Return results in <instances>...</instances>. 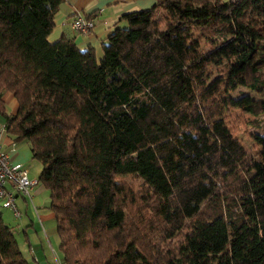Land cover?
<instances>
[{
    "label": "trees",
    "instance_id": "trees-1",
    "mask_svg": "<svg viewBox=\"0 0 264 264\" xmlns=\"http://www.w3.org/2000/svg\"><path fill=\"white\" fill-rule=\"evenodd\" d=\"M61 2L0 0V115L40 165L63 264H264L263 150L236 136L264 112V0H155L99 58L47 40ZM0 264H26L1 212Z\"/></svg>",
    "mask_w": 264,
    "mask_h": 264
},
{
    "label": "crops",
    "instance_id": "crops-1",
    "mask_svg": "<svg viewBox=\"0 0 264 264\" xmlns=\"http://www.w3.org/2000/svg\"><path fill=\"white\" fill-rule=\"evenodd\" d=\"M154 2L155 0H62L53 15L47 40L51 42L62 35L69 37L78 48L91 47L95 57L99 58L101 42L112 27L125 25L120 16L130 11L149 8ZM75 13L92 18L93 27L88 33L83 34L71 29L70 21ZM1 99L5 112L14 114L16 102L12 94L3 90ZM4 123V118L0 115V151L8 154L12 161L20 163L30 173L29 166L33 159L28 143L25 140L17 141L10 136L5 131ZM39 171L40 165L36 163L31 176L37 179ZM38 183L37 181L29 189L28 201L15 195L14 203L19 217H14L7 208H1V217L5 224L13 227L14 238L26 264H63L57 248L55 220L47 207L49 193Z\"/></svg>",
    "mask_w": 264,
    "mask_h": 264
},
{
    "label": "built area",
    "instance_id": "built-area-1",
    "mask_svg": "<svg viewBox=\"0 0 264 264\" xmlns=\"http://www.w3.org/2000/svg\"><path fill=\"white\" fill-rule=\"evenodd\" d=\"M75 32L86 34L93 27L91 17L75 13L70 21ZM37 182L36 178H28L27 170L20 163L12 161L8 154L0 151V208L11 210L14 217H19L15 207V195L29 200V189Z\"/></svg>",
    "mask_w": 264,
    "mask_h": 264
},
{
    "label": "rangeland",
    "instance_id": "rangeland-1",
    "mask_svg": "<svg viewBox=\"0 0 264 264\" xmlns=\"http://www.w3.org/2000/svg\"><path fill=\"white\" fill-rule=\"evenodd\" d=\"M263 69H264V67H263ZM230 95L234 98H240L243 95H248L252 98H255V97L261 96L262 93L260 91L252 92V91L247 90L244 87L239 86L235 90L230 92ZM240 112L241 111L236 109V110H233L232 114H238V113L241 114L242 119L244 121H247V120H250L253 118L251 115L245 114L243 112L240 113ZM258 118L260 120L258 126H253L250 123H248V121L245 123L243 122V124L239 125V131L236 133V136H237V139H239L241 141V144L245 150H247L248 152H255L258 150H263V156H264V149H262L260 146H258L253 139V136L256 134L264 136V112L259 114ZM232 121H233V117L230 116L227 119V122L230 124ZM33 160L29 166L30 173L27 171V177L28 178H35V177H32L31 175H32V171L34 169V165H36V163H38V162L35 159H33ZM38 185H40V183H38ZM16 203H17V200H16ZM2 210L8 211L7 209H2ZM0 212H1V208H0ZM3 222L5 223V220H3Z\"/></svg>",
    "mask_w": 264,
    "mask_h": 264
},
{
    "label": "water",
    "instance_id": "water-1",
    "mask_svg": "<svg viewBox=\"0 0 264 264\" xmlns=\"http://www.w3.org/2000/svg\"><path fill=\"white\" fill-rule=\"evenodd\" d=\"M231 1H235V0H231Z\"/></svg>",
    "mask_w": 264,
    "mask_h": 264
}]
</instances>
